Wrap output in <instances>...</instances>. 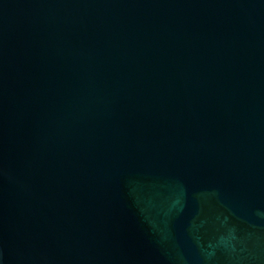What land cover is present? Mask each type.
Returning <instances> with one entry per match:
<instances>
[{
    "label": "water",
    "instance_id": "obj_1",
    "mask_svg": "<svg viewBox=\"0 0 264 264\" xmlns=\"http://www.w3.org/2000/svg\"><path fill=\"white\" fill-rule=\"evenodd\" d=\"M0 264H264V0H0Z\"/></svg>",
    "mask_w": 264,
    "mask_h": 264
}]
</instances>
